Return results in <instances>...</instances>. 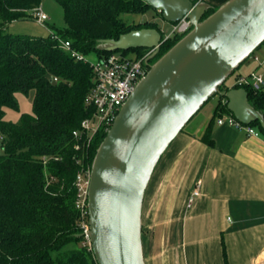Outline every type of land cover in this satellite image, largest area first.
Here are the masks:
<instances>
[{
    "label": "trees",
    "instance_id": "obj_1",
    "mask_svg": "<svg viewBox=\"0 0 264 264\" xmlns=\"http://www.w3.org/2000/svg\"><path fill=\"white\" fill-rule=\"evenodd\" d=\"M42 1L0 0V264H98L80 226L76 178L92 168L107 133L100 132L90 143L83 132L79 138L73 135L94 113L87 104L94 74L88 63L73 57L72 50L85 57L106 56L111 52L99 50L101 41L117 40L142 28H160L122 18L153 9L143 0H55L66 24L54 32L58 39L52 34L8 32L12 23L29 19ZM217 8L212 6L205 18ZM183 37L165 41L153 61ZM61 41L70 42L71 50L64 49ZM131 51L138 56L145 53V49ZM243 88L249 92L250 104L264 116V89ZM18 94H31L33 108L32 114L14 123L5 116L6 109L19 108ZM224 113L231 114L221 100L216 115ZM250 126L264 138L259 122ZM201 141L214 146L210 126Z\"/></svg>",
    "mask_w": 264,
    "mask_h": 264
},
{
    "label": "water",
    "instance_id": "obj_2",
    "mask_svg": "<svg viewBox=\"0 0 264 264\" xmlns=\"http://www.w3.org/2000/svg\"><path fill=\"white\" fill-rule=\"evenodd\" d=\"M166 23L187 17L193 28L154 64L163 33L142 28L103 40L99 50L154 49L149 71L138 83L100 144L88 185L87 237L98 264H146L143 207L161 158L187 124L214 96L227 100L241 123L264 116L249 102L245 88L221 90L264 43V0H228L212 7L195 0H143Z\"/></svg>",
    "mask_w": 264,
    "mask_h": 264
},
{
    "label": "crops",
    "instance_id": "obj_3",
    "mask_svg": "<svg viewBox=\"0 0 264 264\" xmlns=\"http://www.w3.org/2000/svg\"><path fill=\"white\" fill-rule=\"evenodd\" d=\"M216 97L172 142L147 188L146 264H264V138L219 125L227 100ZM209 126L213 147L201 141Z\"/></svg>",
    "mask_w": 264,
    "mask_h": 264
},
{
    "label": "built area",
    "instance_id": "obj_4",
    "mask_svg": "<svg viewBox=\"0 0 264 264\" xmlns=\"http://www.w3.org/2000/svg\"><path fill=\"white\" fill-rule=\"evenodd\" d=\"M32 14L40 24H44L49 20V17L41 7L35 9ZM192 28L191 21L187 17L183 18L180 22L173 24L170 35L163 36V43L176 35H186ZM51 34L53 38L58 39L54 33ZM61 43L64 49L71 50L70 42L61 41ZM153 52L154 49H148L142 56L137 55L134 58H130L124 52L116 51L106 56H100L95 63H90L84 55L72 50L73 57L79 61L88 63L94 74V86L87 97V104L94 109V113L82 123L80 131H74L73 135L75 138H79L81 132H83L90 143L100 132L108 133L121 108L135 91L138 83L148 73L149 66L147 60ZM254 60L258 63L259 67L264 68V55H256L254 56ZM234 86L241 88L249 86L254 91L259 92L264 89V71H255L249 78L239 77L236 79ZM218 124L245 130L249 135L261 136L256 128L239 122L231 114L220 117ZM90 173L91 169L82 170L76 178V208L80 213V226L84 230L85 235L89 231L88 185ZM198 194V191L193 194L189 202L190 204Z\"/></svg>",
    "mask_w": 264,
    "mask_h": 264
},
{
    "label": "rangeland",
    "instance_id": "obj_5",
    "mask_svg": "<svg viewBox=\"0 0 264 264\" xmlns=\"http://www.w3.org/2000/svg\"><path fill=\"white\" fill-rule=\"evenodd\" d=\"M41 9L49 17V20L47 22H45L44 24H40L35 18V16H30L29 19L17 21L9 25L8 32L12 34H23V35H31L36 37H48L51 35V33L54 32L56 33L58 30L64 29L66 27L63 10L55 0H43ZM122 18L129 23H136V24L146 23V22L154 23L163 32L164 37L170 35L173 28V24H169L163 21L161 12L156 9H151L144 14L143 13L124 14L122 15ZM124 54L130 58H134L138 55L137 52L131 50L126 51V53ZM256 55H261V56L264 55V44L261 47H259L251 55V57L248 58L240 66V68H238L233 73V75L227 80L225 85L228 86V89H230L229 86L232 85L234 86L237 78L239 77L249 78L252 73L257 71L258 63L254 60V56ZM86 58L90 63H95L98 56L95 53H90ZM155 62L156 61H153V64ZM17 100L19 103V108L17 110L6 109L5 120L18 123L21 120L22 115L32 114L33 97L31 94L29 96H26L24 94H18ZM219 100L220 99L216 96L212 97L209 100V102H207L203 106V109L201 111L205 112L210 106H212L215 103H218Z\"/></svg>",
    "mask_w": 264,
    "mask_h": 264
},
{
    "label": "flooded vegetation",
    "instance_id": "obj_6",
    "mask_svg": "<svg viewBox=\"0 0 264 264\" xmlns=\"http://www.w3.org/2000/svg\"><path fill=\"white\" fill-rule=\"evenodd\" d=\"M147 49H145V51H146ZM151 63H152V61H151Z\"/></svg>",
    "mask_w": 264,
    "mask_h": 264
}]
</instances>
